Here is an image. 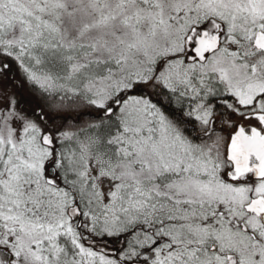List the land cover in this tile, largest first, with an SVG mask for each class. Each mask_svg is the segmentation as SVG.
I'll return each mask as SVG.
<instances>
[{"label": "snow or ice", "instance_id": "snow-or-ice-1", "mask_svg": "<svg viewBox=\"0 0 264 264\" xmlns=\"http://www.w3.org/2000/svg\"><path fill=\"white\" fill-rule=\"evenodd\" d=\"M0 264H264V0H0Z\"/></svg>", "mask_w": 264, "mask_h": 264}]
</instances>
